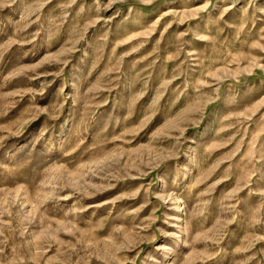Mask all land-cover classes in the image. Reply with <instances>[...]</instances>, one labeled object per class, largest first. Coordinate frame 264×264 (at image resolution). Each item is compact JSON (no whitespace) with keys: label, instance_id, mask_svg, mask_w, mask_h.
<instances>
[{"label":"rangeland","instance_id":"obj_1","mask_svg":"<svg viewBox=\"0 0 264 264\" xmlns=\"http://www.w3.org/2000/svg\"><path fill=\"white\" fill-rule=\"evenodd\" d=\"M0 264H264V0H0Z\"/></svg>","mask_w":264,"mask_h":264},{"label":"clouds","instance_id":"obj_2","mask_svg":"<svg viewBox=\"0 0 264 264\" xmlns=\"http://www.w3.org/2000/svg\"><path fill=\"white\" fill-rule=\"evenodd\" d=\"M144 2H145V3H150V2H151V0H144Z\"/></svg>","mask_w":264,"mask_h":264}]
</instances>
